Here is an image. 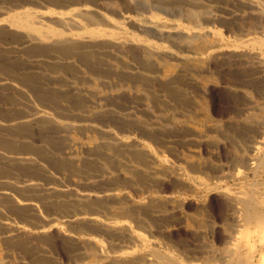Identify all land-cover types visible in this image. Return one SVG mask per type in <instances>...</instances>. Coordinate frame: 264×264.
<instances>
[{
	"label": "bare ground",
	"instance_id": "1",
	"mask_svg": "<svg viewBox=\"0 0 264 264\" xmlns=\"http://www.w3.org/2000/svg\"><path fill=\"white\" fill-rule=\"evenodd\" d=\"M109 1L48 0L45 10H31L15 0L19 11L1 12L7 16L0 20V264H61L52 256L56 244L69 264L197 263L180 257L175 246L162 250L155 233L139 232L148 221L134 210L166 222L159 230L167 237L174 234L169 224L184 218L190 199L183 197L181 180L195 183L204 167L181 157L174 145L192 134L182 121L201 119L194 113L196 97L213 91L214 77L232 97L238 89L264 94V0H233L245 21L232 28L234 45L223 51L205 35L206 25L221 19L210 8L222 0H127L134 10L157 8L187 26L168 24L153 12L146 18L121 13L116 20L99 11ZM45 112L51 121L36 117ZM212 112L208 103L210 120ZM82 123L88 129L77 135ZM253 126H247L253 140L231 160L232 168L264 166V123ZM220 181L211 188L228 209L224 226H232L222 231L218 251L201 253V264H264V198L243 190L233 196ZM168 183L175 195L158 196ZM195 224L197 236L203 225ZM249 226L262 248L248 241L244 254L234 242Z\"/></svg>",
	"mask_w": 264,
	"mask_h": 264
},
{
	"label": "rangeland",
	"instance_id": "2",
	"mask_svg": "<svg viewBox=\"0 0 264 264\" xmlns=\"http://www.w3.org/2000/svg\"><path fill=\"white\" fill-rule=\"evenodd\" d=\"M22 1H23L22 6L24 5V9L28 8L31 10H45L44 8H42V6L43 5L47 6L45 4L48 3V0H40V2H39V0L37 2H32L29 0H22ZM111 2H112V5H109V4H111ZM16 3L17 2H15V0H8V1L7 0H0V8H1L0 9V20L2 18H4L5 16H7L4 14L9 15V14H14V12L19 11V9L18 10L14 9V6H16L14 4H16ZM108 3H109L108 5L105 4V7L103 6L105 9L101 6V9H99V11L101 13H105V14L107 13V15L109 14V16H111V18L116 17V20L122 19L121 13H123L125 15H130V13H131V16L134 18H141V16H140L141 14H143L145 17V16H151L153 13L154 14L159 13L158 15L164 21H166L168 24L169 23L170 24H176V25L181 24V26H183L185 24L184 20L173 17L170 14H165L162 11H159L157 8L150 7L151 8L150 9L148 6H146L147 8L142 7L140 9L134 10L131 7V5L128 3L127 0H110ZM51 4L52 3L50 2L48 7L53 8V6H52L53 4L52 5ZM106 5L108 8L106 7ZM116 5H118V6H116ZM117 8H119V10ZM210 9H211V11H213V13L217 12L215 15L217 17L218 16L221 17V19L218 22H216V24L211 22V23H208L206 25L208 30L210 29L212 32L217 34V35H215V37L212 36V34L209 33L211 31L209 30V32H208L206 30L207 29L206 28L205 29L206 31L205 30L204 31L206 32L205 35H206L207 39L209 40L208 42L215 43L218 46V50H220V51H223V48H224V50H229V48H231L234 45L235 37L237 36L235 34L234 29H232V28H235L238 25L243 24L245 21V20H241V18L238 15L239 13L240 14L243 13L244 9L238 5L236 6V4L234 3L233 0H222L221 3L219 2V5H216V6L213 5ZM241 9H242V11H241ZM1 12H3L4 14L2 15ZM113 14H115V16ZM180 20H182V21H180ZM184 26H187V24H185ZM127 27H129V28L131 27V29H130L131 31L137 32L133 28L132 24H130L129 26L127 25ZM207 33L209 34V36ZM210 34H211V36H210ZM181 52H183V51H181ZM214 79H216L217 83H219V84L214 83L215 86L213 88V91L210 92L208 95L201 94V95H204V97H202V98L198 97V96L196 97L197 106H195L194 113L197 116H199L201 119H197L195 121H188V120H184L182 122L180 121L181 126H182V124H184L185 126L187 125L190 128L192 127L191 128L192 132H191L190 128H188L189 129L188 131H190L192 134L189 133L187 135L184 133L181 137L176 138L178 140V142H177L178 144L177 143L175 144L177 146L174 145V148L177 149L176 151L179 153V155L181 153V157L182 156L186 157L189 160L194 159L193 161L197 160L201 163V167L202 166L204 167L202 169V171H200L199 173H197L195 175V177L198 179V181H196L195 183L190 182L188 177L182 178V180H181L183 187L185 186V188L187 189L184 191L185 193H184L183 197H185L186 200L190 199V201L188 200L187 201L188 203L186 202L187 204H185V207H183V209H182L183 214L185 212V214H187V215L184 214L185 216L183 215V217H184L183 219H181L179 216L176 218V220H178V221L175 220V222L173 221L172 224H169L170 227L173 229L172 231L174 232V234L171 231L172 232L171 234H173V235H171L172 236L171 237L170 233H169V236H168L169 238H168L167 237L168 233H166L167 235L166 234L162 235L163 229L159 230V228H162V226L164 224L166 225V222H164V221L158 222L157 220L155 221L153 219L151 220L149 215L147 213H145L143 210L139 211L138 208H136V207L134 210V207H132L134 212H136V214H138V218L140 217L139 218L140 220L143 221V219H144V221L147 220L150 223L152 221V224H149V225H148V222L146 221L147 223L143 226V228L138 229L139 232L144 233L145 235L151 236V237L155 233L153 238H156L157 240L162 242V246H163L161 248L162 250H164V248H169V250L172 248L174 250V248H175L177 250V253L180 255V257H182L183 259L186 258V260L188 261L187 258L189 257V255H190V257L193 256L194 258L192 257V259H194V261L196 260L195 263L197 262L199 264H201L202 260H203V258H202L203 254H201L203 251H210L211 250L210 252H214L215 249H216V251H218V249H220V247H219L220 246V244H219L220 239L219 238H222V231H224V228H225L226 224L228 223L227 222L224 226V216H222V214H224V212L225 211L227 212V210H228V209L227 210L224 209L226 207V206H224V204L221 205L224 202L223 201L224 199L222 198V196H220L221 193H216V191L212 190V188H211V187H213V183L215 182V180H217L218 182L221 180L220 182L223 183L221 185L222 190H224V188H226V187L228 188V186H230L229 190L225 189V191L233 193L232 194L233 196L238 191L242 192V190H243L244 194L248 193V194H251L254 196L256 195L257 198L258 197L264 198V166L261 164H258L257 166L251 168L252 170L251 169L245 170L244 168L239 167L241 170V173H238L237 171L239 168L238 167H237L238 169L236 167L232 168L233 162L231 163V160L232 159L234 160V157L237 158V156L242 155V152L248 150V146L250 145V141L253 140L252 139L253 135L251 136L252 133H250V136L249 135L247 136V126L249 125L251 127L254 125L253 127H255V124L257 126V123H258V125H259V123L260 124L264 123V94L259 95V94H257V91H253L252 89H246L243 91L238 89V91H237V89L235 88L236 90L234 89V91L235 92L237 91L236 92L237 94H235L236 97H232L233 94L232 95L230 94L231 95L230 96V95H227L224 93V90H223L224 86L222 84H220V79L218 78V76L216 78L214 77ZM214 82H215V80H214ZM240 91H242L243 93ZM240 97H242V98L240 99ZM243 98H244V100H243ZM204 101H206V102H204ZM208 103L211 107V110H213V112H212L213 117L210 116L211 120L209 118H207V114H208L207 113V105H208ZM204 104H205L206 108L202 109V105H204ZM204 115H205V117H203ZM39 116L44 117L45 121H51L53 119V115L49 112H45L44 114L36 115V117H39ZM50 118H51V120H50ZM189 124H190V126H189ZM80 125H81L80 129L77 130V132H76L77 135H79V133L81 131H85V129L86 130L88 129L87 124L82 123ZM211 131H212V133H211ZM198 132H200L201 134ZM170 135H171V133L168 134V136H170ZM180 138H182V139H180ZM186 138H188V139H186ZM182 140H184V141L181 143ZM179 141H180V143H179ZM247 142H248V145L246 146ZM185 144H186V146H185ZM183 145H184V147H183ZM244 147L247 149H245ZM167 149L166 148H160L159 151L164 150L163 152H164L165 156L167 155V157H169V159L175 160V158L172 157V155L170 154L171 152L169 153V150H167ZM263 159L264 158L262 157V160ZM178 167L181 168L179 165H178ZM178 167L174 168V170L178 169ZM212 170H214V171H212ZM233 170H236V171H233ZM225 172H227V173H225ZM213 173H216V175ZM218 173L220 174L221 177L218 175ZM208 174H209V176H208ZM213 175L217 176L216 179H214V180H212V178L214 177ZM223 175H225V176H223ZM210 177H212V178H210ZM200 181L203 183V186L199 185V183H201ZM44 183H49V180L44 181ZM194 184H196V185H194ZM166 185L162 189H159L160 191H162V193H160L158 196H160L161 194H162V196H174L175 195V193H173L172 190L168 189L172 186V184L168 183ZM206 188L207 189L210 188L208 190H211V191L206 192L205 191ZM155 197H157V196L150 195V198H152V199H154ZM135 200H137V199H135ZM202 209H204V210H202ZM206 209H209V210H206ZM223 209H224V211H223ZM41 210H42V212H45L43 209H41ZM221 210L223 213L221 212ZM54 211L55 210L53 208H50L48 211L49 212L48 214L54 215V213H53ZM227 213H229V212H227ZM145 216H146V218H145ZM147 217H149V218H147ZM185 217H186V220H185ZM182 220L184 223H186V221H187L188 224L186 223L184 225ZM120 221H122V219H120ZM124 221H126V219H124ZM127 221H129V220L127 219ZM130 221L129 222L133 226H136L135 221H132V220H130ZM179 221H180V225H179ZM177 222H178V224H177ZM181 222H182V225H184L185 227L181 225ZM174 223H176V224H174ZM194 224L197 227L203 225L202 227H199L202 229H201L200 235L197 233V236L199 235L198 237L196 236V233L193 231L194 230V227H193ZM151 225H153V226H151ZM175 225L177 226L176 229L174 228ZM188 225H189V227H188ZM227 225L232 226L230 223H228ZM145 226H148L149 229H148V227H145ZM144 227L150 233L145 232L146 230H143ZM191 227L193 230L191 229ZM213 228L215 230H212ZM226 228H227V226H226ZM252 228L253 227L249 226V228L242 230V232L237 236L238 240L236 239V241L234 242L235 246L242 248V251L244 254L246 253V249L244 246L247 245L248 241H249V243H251L253 245L255 244L257 249L262 248V245H261L262 243L260 242V238L258 236H256L257 234L254 236V233L252 232L254 229H252ZM150 229H151V231H149ZM154 230H155V232H154ZM190 230L192 231L191 233H190ZM86 231L89 233L91 231V228H89V229L87 228ZM208 231H210V232H208ZM151 232L153 234H151ZM156 232H157V234H156ZM193 232L195 233L194 235H193ZM214 232L221 234L220 236H218V239H217V237L216 238L215 237L209 238V237L213 236ZM91 234H93V233H91ZM158 234L162 235V237ZM204 234H205V236H204ZM206 234H208L209 236ZM97 236L101 240H103L104 242L109 241L107 239V237L102 235L101 233H97ZM167 239L168 240L171 239V241L169 240L170 241L169 242ZM213 240H214V242H212ZM166 242H168V243H166ZM237 243H239V244H237ZM178 244L179 245L181 244L182 246L180 245L181 246L180 247ZM59 245H57V244L55 245L54 250H53L54 251L53 253H55V254H52V256L54 257V255H55L56 260H58V262L60 261L59 263L62 262L61 264H64V263L69 264V262H68L69 258L66 259L67 253L65 251H63L64 250L63 248L62 249L60 248V247H62L61 244H59ZM167 245H169V246H167ZM208 245L210 247H208ZM170 246H171V248H170ZM192 247H193V250H192ZM196 252H197V254H196ZM185 254H187V255H185ZM186 256H188V257H186ZM201 258H202V260H201ZM129 259L130 258H127V260H129ZM26 262H27V260H26Z\"/></svg>",
	"mask_w": 264,
	"mask_h": 264
}]
</instances>
